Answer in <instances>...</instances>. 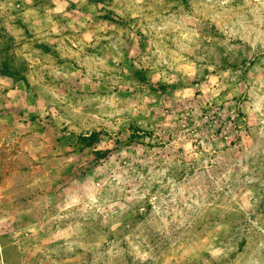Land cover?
<instances>
[{"label":"rangeland","instance_id":"1","mask_svg":"<svg viewBox=\"0 0 264 264\" xmlns=\"http://www.w3.org/2000/svg\"><path fill=\"white\" fill-rule=\"evenodd\" d=\"M0 264H264V0H0Z\"/></svg>","mask_w":264,"mask_h":264},{"label":"trees","instance_id":"2","mask_svg":"<svg viewBox=\"0 0 264 264\" xmlns=\"http://www.w3.org/2000/svg\"><path fill=\"white\" fill-rule=\"evenodd\" d=\"M97 139V136H96V134H91V135H89V136H82V137H80V142L81 143H85V144H91V143H93V142H95V140ZM106 155V152H104V153H102V152H98L97 153V156L99 157V156H101V157H103V156H105Z\"/></svg>","mask_w":264,"mask_h":264}]
</instances>
